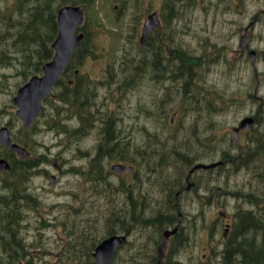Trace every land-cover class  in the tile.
I'll list each match as a JSON object with an SVG mask.
<instances>
[{
    "label": "rangeland",
    "instance_id": "374dc122",
    "mask_svg": "<svg viewBox=\"0 0 264 264\" xmlns=\"http://www.w3.org/2000/svg\"><path fill=\"white\" fill-rule=\"evenodd\" d=\"M14 1L0 0V52L3 50L2 47H8L3 37L6 34L3 27L8 14H12ZM171 2L174 4V13L171 10L168 14L175 15L172 23L174 26L168 27L176 28L178 42L194 52L199 45L201 47L212 45L215 48V55L222 53L221 55H226L228 59L232 57L231 49L236 46L242 34L237 33L238 30L247 24L249 16L260 6L258 0H171ZM162 4V0H99L97 8L101 12V22L109 30L99 29L95 32L92 38L95 57L85 59L80 66V73L96 82H105L109 65L117 75L118 80L110 88L101 87L97 90L96 104L100 105L106 101V111L114 112L118 116L120 121L116 123V128L119 133V129L124 131L123 134L120 133L123 136L121 139L124 138L128 143L129 136L135 138L136 146L129 144L137 149L132 163L136 174L134 178L127 175L118 177L112 173L108 179L111 182V189H118L115 195L111 196L109 189L97 195L92 192V186L90 187V183L79 174V171H87L90 159L100 144L99 129L94 128L83 134L77 133L74 131L77 126L76 120L72 119L70 114L69 121L66 120L64 113L56 128H53L50 122L46 124V120L54 112L52 106L58 101L55 95L60 88H55L52 97L43 105L45 114L40 115L33 125L30 143L33 145V152L30 156L32 159L43 156L46 162L32 170L30 180L26 184L27 191L36 196L38 207L35 211L29 210L24 213L21 230L26 246L32 251L35 264H58L63 257V249L71 233L69 226L73 220L69 212L73 214L75 210H81L82 216L77 219L85 223L95 214L96 207L107 209L113 204L118 209L127 201L126 193L119 191L125 188L132 189V195L146 196L147 199L154 197L155 200L152 202L166 196L165 189L161 186L165 185L166 181L175 183L185 172L181 165L163 168L167 163H178L177 159L167 158L174 146L177 147L175 152H179V155H197L200 160H196L195 163H207L215 158L214 150L204 142L206 139L216 144L218 161L221 154H226L224 169L221 176L217 171L214 184L207 182L206 179L209 178L206 176L197 175L201 176L202 192L206 188L213 194L211 205L202 204L204 211H215L216 214L223 212L233 217V214L239 211L251 209L243 198L236 197L243 195V188L237 185L242 184L245 173L227 172L226 165L229 149L235 146L232 142H236L231 128L247 114L248 110L244 105H233L236 99L232 102V98H238L241 91L230 89L229 85L236 88L240 81L253 83L252 73L243 63L237 66L233 75H229L227 64L223 62L215 63L208 71L205 69L202 72L203 77L199 81L202 86L201 96L220 98L224 102L219 105V108L224 110L212 116L216 122V132L212 137L216 140H211L208 136L210 124L207 128V121L196 119L197 122L203 123L197 124L196 127L193 124L194 118L203 115L196 114L193 104L184 99V90L176 91V86L173 87L166 81L164 91H160L158 88L160 85L156 84L153 89L147 76L141 80L133 75L131 56L139 39L141 24L149 13L159 10ZM92 13L93 10H88L90 19L93 18ZM168 32H173L175 36L174 30ZM252 34V48L263 49L264 27L259 25ZM5 54L13 55V52L6 50ZM258 66L260 69L263 68L262 64ZM19 69L17 63L13 66L0 67V127L6 126L10 134L14 135L21 131V123L15 117V108L12 104L16 91L24 84ZM208 92H216V95L208 96L206 95ZM155 100L165 102L163 109L162 104L156 103L155 108L151 110L149 102ZM91 111L93 112V109ZM173 111L177 112V118L172 129L168 125V119ZM149 115L161 118L152 121L146 119ZM184 142L185 145L181 147ZM1 154L0 148V157ZM103 165L110 171L108 162L104 161ZM51 175L56 177L54 187L49 185ZM181 202L183 211H193L192 203L185 200ZM158 206H166L165 211L167 210L165 203H152V207L157 209ZM83 209L86 212L82 213ZM63 222L64 226L61 225ZM99 227L102 232V225ZM83 263L84 261L77 262Z\"/></svg>",
    "mask_w": 264,
    "mask_h": 264
},
{
    "label": "flooded vegetation",
    "instance_id": "af4514ba",
    "mask_svg": "<svg viewBox=\"0 0 264 264\" xmlns=\"http://www.w3.org/2000/svg\"><path fill=\"white\" fill-rule=\"evenodd\" d=\"M162 2V7L152 12L157 13L160 27L153 29L149 33L145 44L147 45V51L145 53L141 52L138 44H136L131 56L133 75L141 80L147 76L153 89L156 84L160 85L158 86L160 91H164L166 81V83H171L173 87L176 86V91H181L186 87V73L188 72L195 78L190 88L196 91H202V86L199 83L203 77L202 72L205 69L208 71L211 65L223 62L227 64V72L229 75H233L239 64H246L252 73L253 83L240 81L236 84V88H233L231 85L229 87L230 89L241 91V95L238 98H232V102L236 99L233 105L241 104L247 107V114L242 118L250 117L252 122L247 128L238 132V143L232 142V145L235 146L229 149L226 168L227 172L234 173L243 171L245 173L241 181L242 184L237 185L243 188V195H236V197L239 199L243 198L242 200L247 202L246 204L251 209L246 208L243 211H239L233 214V217L223 212L216 214L215 211L206 212L202 209L203 203L210 205L213 203V194L211 190L208 192L206 188L202 192L201 176L197 177V175L206 176V178L210 179H206V181L212 185L217 175V167L212 169H195L194 171L192 169L197 164H209L218 161L216 144L210 142V148L214 150L215 154L214 160L207 163H195L200 160L198 158L194 162L195 164L193 163L186 167L182 166L185 169L183 176H180L175 183L169 181L161 186L165 189L164 192L166 193V196L162 199L152 202V200H155L154 197L147 199L146 196H126V200L131 198L130 200L133 202L132 209L129 212H125L122 211V206L118 208L119 210L115 213L116 233L110 235L124 237L125 242L116 248L111 259V264H157L158 249L163 242L164 234L173 231L167 238L163 258L164 264H240L241 258L240 254H236L238 245L235 241L237 235L243 234L246 231V228L239 230L241 226L239 221L242 217L241 215L245 214L244 212L246 211L254 213L255 209L258 208L256 216H264V48L254 50L251 44L253 30L259 25L264 27V0H258L260 6L249 16L247 24L242 25L238 30L237 33L242 32V34L236 46L231 49L233 55L230 59L226 55H221L222 53L215 55V48L212 45L206 47L199 45L195 52L181 45L176 37V28L168 27L174 26L172 25L174 17L169 22L164 18L165 16H169L168 11L172 10L171 12L174 13V4L171 0H162ZM169 30H174L175 36L173 32L169 33ZM246 32V47L241 49L240 39ZM262 39L264 42V37ZM250 51L255 53L254 60L249 57ZM259 64L263 65L262 69L258 66ZM79 73L80 69L79 71L75 70L74 76ZM69 85L73 88L75 83L72 82ZM199 102L206 103L208 100L204 99ZM149 103L151 110L155 108L156 103L162 104V109L165 105L164 101L157 100L150 101ZM95 105L96 108H93L92 113L97 118V122H93L90 127H85L84 124L81 126L79 119L76 117L77 110L73 103L69 104L68 108H61L60 113H66V119L68 121L69 114L72 115V119L74 118L77 122L76 129L74 130L77 133H83L87 130L92 131L94 128L99 129L100 144L97 146L93 155L96 153L100 154L102 167H104V161L108 162L110 167L114 164H122L126 167L132 166V163H134L133 155H135L137 149H134L135 147L130 145L136 146L135 138L129 136L130 142L128 143L124 141V138L121 139V134L124 131L119 129L120 134L116 128V123L120 120H118L119 118L114 112L108 113L106 111V101H103L100 105ZM43 114H45L44 110ZM159 118L161 116L154 117L149 115L146 117V119L152 121L158 120ZM176 118L177 112H171L168 125L172 129L175 127ZM196 119L210 121V132L208 136L213 140L212 134L214 135L216 132V122H214L213 117L202 118L199 116L194 118L193 124L195 127L197 124L203 123L197 122ZM240 120L236 122L231 130L238 127ZM131 127L133 128L134 126ZM79 129L82 130L78 132ZM67 133L69 134V129ZM237 144L241 146V150ZM116 147L118 149L122 148L123 153L129 156L130 164L127 161L121 162L114 159H107L106 153H120V151L116 152L114 150ZM176 155H179V153ZM132 167L133 172L124 171L120 175H115L118 177L127 175L134 178L136 176L135 167ZM103 189H105L104 186ZM109 190L111 196L115 195L111 191L110 181ZM184 200L187 203L193 204L191 207L193 211L182 210L183 202L181 201ZM142 202L165 203L167 210L163 212L137 211L136 205ZM94 249L90 253V260L88 262L90 264H96L92 256Z\"/></svg>",
    "mask_w": 264,
    "mask_h": 264
},
{
    "label": "trees",
    "instance_id": "16d2710c",
    "mask_svg": "<svg viewBox=\"0 0 264 264\" xmlns=\"http://www.w3.org/2000/svg\"><path fill=\"white\" fill-rule=\"evenodd\" d=\"M98 1L99 0H15L12 14H8L6 18L5 26L3 27L6 34H4L3 37L6 43H8V47H2L3 50L0 52V67L13 66L17 63L20 68L19 73L22 77V81L26 82L30 76L40 74L42 66L50 61L53 56L51 46L58 32L56 22L57 10L62 5L69 3L82 6L86 13L87 22L78 29V31L84 34V38L68 64L64 75L55 85L56 88H60L55 95L58 103L52 106L54 112L50 118L46 120V124L50 122L53 128L59 126L58 121L61 120L60 116L63 114L59 113V109L62 107L68 108L71 103L74 104L77 110L76 117L79 119L81 126L84 124L85 127H90L93 122H97V118H95V115L91 111L93 108H96V103L94 102L97 101V90L101 87L110 88L116 80H118L116 73L112 71L113 68L111 65L108 66L105 82L89 80L88 77L83 74L74 76V71L80 68L85 58L95 57V49L92 45V38L95 32L99 29L109 30L101 22L100 12L97 8ZM90 9L93 10L92 19L88 17V10ZM170 14L164 17L168 22L174 16ZM139 49L141 52L145 53L147 51V45L139 47ZM6 50H12L13 55L5 54ZM72 76H74L75 83L73 88L68 85V80H70ZM194 79L192 74L186 73V87L183 92L184 99L189 103L191 102L194 112L203 115L202 117L206 116L210 118L216 113L220 114V111L224 109L219 108V105L224 102H222L220 98L201 96L200 91L190 88L194 83ZM206 95L213 97L216 95V92H208ZM204 99H207L208 102H199ZM214 101H216V103H214ZM64 114L66 116V113ZM206 124L208 128L210 121L208 120ZM60 129H63V127H60ZM33 130L34 127L32 126L28 133L19 131L15 135L12 134L11 137L14 141L26 147L30 152H33V145L30 144L32 142L31 134ZM81 130L82 129H79L78 132ZM88 131L89 130H87V132ZM64 132L66 133L67 130ZM204 142L207 143V146H210V141H208V139ZM185 143L186 142H184L181 147H183ZM0 148L2 149L1 156L5 157L10 164L9 171L0 173V264H35L32 251L26 246L27 243L24 240V234L21 230V222L23 221L24 213L29 210L35 211L38 207L36 196L27 191L26 184H28L30 180L32 170L46 161L43 156H39L37 159L29 157L21 161L18 160L12 152L7 151L3 147ZM176 149L177 147H172L170 156L167 158L177 159L178 163L176 165L178 166H189L199 158L197 155H176L179 153H175ZM114 150H116V152L120 151V153H106L107 159H114L121 162L127 161L130 163L129 157L123 153L122 148L118 149L116 147ZM219 160L224 164L226 162V154H221ZM101 165L102 160L100 154L96 153L91 158L90 166H88L87 171H79V174L90 183V187L92 186L91 188H93L92 192H94L95 195L106 192L109 189L108 176L111 173ZM163 167L170 166L167 163ZM223 169V165L217 167L219 176H221V171H223ZM162 181H164V179H162ZM103 186L105 189H103ZM131 190L132 189L129 190L125 188L119 191L126 193V196H132L133 190ZM130 199L131 198H128L124 203L122 211L129 212L132 209L133 202ZM163 207L158 206L156 209L152 207V203L142 202L136 205V210L142 212H163L165 211V207ZM96 208L97 211L95 214L85 223L77 219L79 216H82L81 210H75L73 214L69 212L70 217L73 216V220L69 226V231L71 230V233H69V237L67 238L68 243L64 246L63 257L60 258L58 264H77L79 261H84L83 264H90L88 263L90 260V253L94 247L102 239L116 233L115 213L119 209L113 204L107 209L106 207ZM84 212H86V210L83 209L82 213ZM256 212H258V208L255 209L254 213L246 211L244 212L245 214L241 215L242 217L239 220L241 225L239 230L243 227L246 228L243 234L237 235L235 241L238 245L236 254H240L241 258L240 264H264V216H256ZM61 225L64 226L65 223L63 222ZM99 225H102L103 233L100 232Z\"/></svg>",
    "mask_w": 264,
    "mask_h": 264
},
{
    "label": "water",
    "instance_id": "95a60500",
    "mask_svg": "<svg viewBox=\"0 0 264 264\" xmlns=\"http://www.w3.org/2000/svg\"><path fill=\"white\" fill-rule=\"evenodd\" d=\"M84 21L83 9L79 6L69 5L59 9L57 13L58 34L52 44L54 55L52 59L42 67L41 76H32L22 87H20L12 99L13 105L16 107L15 116L22 123V130L25 132L29 129L35 118L42 111V100L46 98L52 90L54 84L60 79L65 72L67 65L76 52L83 39V33H76ZM153 28H159L158 17L156 13L150 14L146 17L141 37L140 44H144L147 37ZM247 32L241 37L240 48L246 47ZM249 57L254 60L255 53L251 51ZM250 120L245 119L241 121L238 128L233 129L234 136L237 137L239 130L247 128ZM0 145H3L9 151L15 153L18 159L25 160L28 158V151L20 145L12 142L9 130L6 126L0 127ZM221 165L220 162L210 165L197 164L193 167L195 169H210ZM111 171L122 174L124 171L132 172V167H125L120 164L111 166ZM10 170L9 163L0 158V172ZM56 178L50 177L49 184L53 186ZM115 192V189H113ZM174 232V231H173ZM173 232H166L164 234L163 242L158 249V263L164 264L163 258L166 250V243L168 236ZM125 242L124 237L110 236L99 243L92 253L93 259L97 264H111L112 256L119 245Z\"/></svg>",
    "mask_w": 264,
    "mask_h": 264
},
{
    "label": "bare ground",
    "instance_id": "6f19581e",
    "mask_svg": "<svg viewBox=\"0 0 264 264\" xmlns=\"http://www.w3.org/2000/svg\"><path fill=\"white\" fill-rule=\"evenodd\" d=\"M245 119H249L250 120V122H249V125L251 124V122H252V120H251V118L250 117H246V118H244V119H242L241 121H243V120H245ZM241 121H240V123H241ZM240 123H239V125H240ZM239 125H238V127H239ZM248 125V126H249ZM238 127H236V128H238ZM235 128V129H236ZM242 130V129H241ZM240 131V130H239ZM238 131V132H239ZM232 135H233V137L235 138V141L238 143V140H239V137H238V133H237V137H235L234 136V133H233V130H232ZM238 148L241 150V146L240 145H238ZM218 162H220L221 163V165H219V166H222L223 165V163H222V161H218ZM218 162H215V163H218ZM211 164H213V163H211ZM204 165H210V164H204ZM218 166V167H219ZM242 222V221H241ZM247 224V223H246ZM243 228H245V227H243ZM255 259V258H254ZM248 261V260H247ZM250 261H251V259H250ZM258 262V261H257ZM255 263V262H254ZM260 264V263H259Z\"/></svg>",
    "mask_w": 264,
    "mask_h": 264
}]
</instances>
